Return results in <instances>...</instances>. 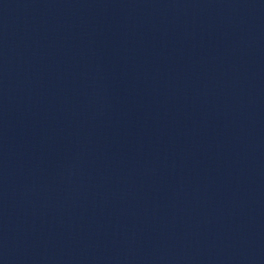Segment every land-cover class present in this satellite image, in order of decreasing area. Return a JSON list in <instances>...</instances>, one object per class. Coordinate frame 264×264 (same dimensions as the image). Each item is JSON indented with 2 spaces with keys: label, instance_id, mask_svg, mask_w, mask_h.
<instances>
[{
  "label": "water",
  "instance_id": "obj_1",
  "mask_svg": "<svg viewBox=\"0 0 264 264\" xmlns=\"http://www.w3.org/2000/svg\"><path fill=\"white\" fill-rule=\"evenodd\" d=\"M261 211L264 0H0L1 235Z\"/></svg>",
  "mask_w": 264,
  "mask_h": 264
}]
</instances>
